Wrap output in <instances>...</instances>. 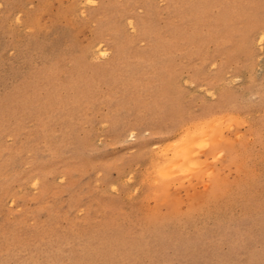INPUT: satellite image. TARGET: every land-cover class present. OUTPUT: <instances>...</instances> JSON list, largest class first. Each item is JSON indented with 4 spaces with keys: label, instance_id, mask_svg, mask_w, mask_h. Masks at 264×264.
<instances>
[{
    "label": "rangeland",
    "instance_id": "374dc122",
    "mask_svg": "<svg viewBox=\"0 0 264 264\" xmlns=\"http://www.w3.org/2000/svg\"><path fill=\"white\" fill-rule=\"evenodd\" d=\"M0 264H264V0H0Z\"/></svg>",
    "mask_w": 264,
    "mask_h": 264
}]
</instances>
